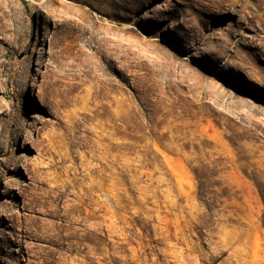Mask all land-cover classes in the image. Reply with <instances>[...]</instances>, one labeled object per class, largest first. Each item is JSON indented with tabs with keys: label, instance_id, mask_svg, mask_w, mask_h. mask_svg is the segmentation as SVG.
<instances>
[{
	"label": "rangeland",
	"instance_id": "rangeland-1",
	"mask_svg": "<svg viewBox=\"0 0 264 264\" xmlns=\"http://www.w3.org/2000/svg\"><path fill=\"white\" fill-rule=\"evenodd\" d=\"M262 195L264 0H0V264H264Z\"/></svg>",
	"mask_w": 264,
	"mask_h": 264
},
{
	"label": "bare ground",
	"instance_id": "bare-ground-1",
	"mask_svg": "<svg viewBox=\"0 0 264 264\" xmlns=\"http://www.w3.org/2000/svg\"><path fill=\"white\" fill-rule=\"evenodd\" d=\"M222 1V0H221ZM217 5V4H216ZM253 80H255L256 82H258V80L256 79V77H252ZM36 202V201H35ZM36 204V203H35ZM34 205L31 204L30 210L34 211ZM25 209H29L27 207H25ZM62 216V215H61ZM66 217H60V221H62L61 223H66V222H70L71 220L69 218H67V215H65ZM78 222V221H77Z\"/></svg>",
	"mask_w": 264,
	"mask_h": 264
},
{
	"label": "trees",
	"instance_id": "trees-1",
	"mask_svg": "<svg viewBox=\"0 0 264 264\" xmlns=\"http://www.w3.org/2000/svg\"><path fill=\"white\" fill-rule=\"evenodd\" d=\"M263 199H264V195H262ZM262 223L264 225V214H263V220H262Z\"/></svg>",
	"mask_w": 264,
	"mask_h": 264
}]
</instances>
